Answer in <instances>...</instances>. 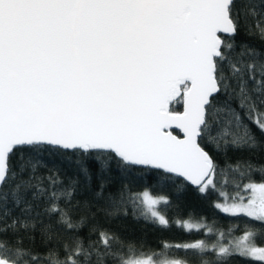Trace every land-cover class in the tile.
<instances>
[{
  "label": "snow or ice",
  "instance_id": "6c2138e0",
  "mask_svg": "<svg viewBox=\"0 0 264 264\" xmlns=\"http://www.w3.org/2000/svg\"><path fill=\"white\" fill-rule=\"evenodd\" d=\"M242 23L264 40V0H0V264H152L114 251L118 237L107 230L99 231V246L71 237L63 257L7 240L9 231L34 230L38 221L45 232L52 227L40 219L35 202L42 199L43 213L58 216L66 230L85 225L86 216L74 221L60 204L71 201L75 181L57 188V176L38 174L45 158L68 152L97 161L101 175L114 164L125 175L137 167L162 170L201 193L220 187L216 208L261 227L246 226L234 245L165 247L191 252L201 264L209 250L221 264L233 256L264 262V165L238 160L225 171L202 146L226 152L261 145L252 126L264 135V51L237 44ZM76 163L90 176L83 159ZM217 176L241 183L230 193ZM104 187L102 180L98 199ZM128 200L144 204L162 228H200L190 219L169 220L165 196L129 191Z\"/></svg>",
  "mask_w": 264,
  "mask_h": 264
},
{
  "label": "trees",
  "instance_id": "16d2710c",
  "mask_svg": "<svg viewBox=\"0 0 264 264\" xmlns=\"http://www.w3.org/2000/svg\"><path fill=\"white\" fill-rule=\"evenodd\" d=\"M237 44L246 43L264 51V40L256 34L255 28L252 34H248L246 27L241 25L239 34L235 37ZM239 51V48H237ZM219 99H223L220 97ZM233 105L238 101L233 100ZM177 110L182 111V104H175ZM252 131L256 133L261 141V145L254 150L233 149L229 147L226 152L217 151L215 147L203 142L202 146L214 158L222 168L236 161H251L255 165H264V135L254 126ZM178 133L177 131H175ZM77 159H83L89 169L90 176H85L80 171ZM46 167L38 169V174L44 177L49 175L57 176L62 184L57 188H63L75 181V193L70 202L60 201L61 207L67 209L73 220H78L82 216L87 217L85 225L77 232L66 230L62 225L56 223L58 216L49 218L43 213L46 201L35 202L39 205L41 212L40 219L43 224H52L47 232L38 221L34 230H19L15 233L9 231L6 234L7 240L15 245L17 239L22 240V246L30 249L33 253L44 255L50 249L57 250L61 257L64 256V244H71V237L81 236L85 245L89 240L96 242L99 246V231L107 230L118 237V242H114L113 250H120L125 259L141 260L151 259L155 264H167L173 260H186L188 264H201L200 259L191 252L175 247H165V245H179L198 240H204L211 249L212 245H234L243 236L246 226L255 225L257 229L261 227L259 222L252 221L243 214L231 215L215 207L216 203L223 202L219 196L220 187L216 190H209L201 193L197 188L184 182L182 179H166L161 170L137 167L131 174H121L113 164L110 170L101 175L100 165L94 159L79 157L78 154L68 152L64 157L52 159L45 158ZM254 179L260 180L259 174H254ZM218 184L223 179H227L226 187L230 193L234 192L236 183H241L238 178L231 176H217ZM105 182L102 199H98L94 194L99 190L101 181ZM244 183L247 182L245 179ZM47 187V180H45ZM148 190L154 195L165 196L170 203L162 206V211L167 214L171 221L177 219L192 220L200 224L199 230L186 231L182 227L173 224L172 227L162 228L145 215L148 211L144 204L139 201L135 205L129 202V191L132 193H142ZM123 193V196H121ZM247 195V193H242ZM114 197L116 203L109 201L108 197ZM123 199V204L120 203ZM85 202L88 208H85ZM94 214V215H93ZM19 215V211L12 213ZM11 217H9V222ZM95 229V231H93ZM49 236L51 238H49ZM264 244V240L259 241ZM129 247L133 252H129ZM203 260L208 264H221L216 252L209 250L202 254ZM39 264H48L46 260L39 261ZM106 264H117L116 260L108 258ZM223 264H264L250 258L233 256L224 261Z\"/></svg>",
  "mask_w": 264,
  "mask_h": 264
},
{
  "label": "water",
  "instance_id": "95a60500",
  "mask_svg": "<svg viewBox=\"0 0 264 264\" xmlns=\"http://www.w3.org/2000/svg\"><path fill=\"white\" fill-rule=\"evenodd\" d=\"M182 110H183V107H182ZM175 131H177L178 133H176ZM173 134L174 135H178V136H181L182 137V135H183V133L179 130V129H174V131H173ZM157 170V169H156ZM162 171V170H161ZM188 184H190V183H188ZM191 185V184H190ZM192 187H194V188H197L196 186H193V185H191Z\"/></svg>",
  "mask_w": 264,
  "mask_h": 264
},
{
  "label": "rangeland",
  "instance_id": "374dc122",
  "mask_svg": "<svg viewBox=\"0 0 264 264\" xmlns=\"http://www.w3.org/2000/svg\"><path fill=\"white\" fill-rule=\"evenodd\" d=\"M222 203V202H221ZM141 260H145V259H141ZM151 260V259H150ZM152 261V260H151ZM152 264H155L153 261H152ZM167 264H170V262L169 263H167Z\"/></svg>",
  "mask_w": 264,
  "mask_h": 264
}]
</instances>
